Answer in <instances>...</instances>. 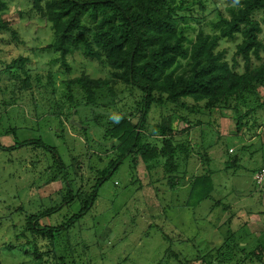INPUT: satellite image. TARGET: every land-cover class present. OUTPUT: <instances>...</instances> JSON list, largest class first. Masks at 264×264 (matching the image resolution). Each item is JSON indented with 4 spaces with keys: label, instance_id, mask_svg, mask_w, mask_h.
Returning a JSON list of instances; mask_svg holds the SVG:
<instances>
[{
    "label": "rangeland",
    "instance_id": "rangeland-1",
    "mask_svg": "<svg viewBox=\"0 0 264 264\" xmlns=\"http://www.w3.org/2000/svg\"><path fill=\"white\" fill-rule=\"evenodd\" d=\"M0 1L7 3L0 17L9 26L0 32L2 263L35 264L41 253L43 264H264V178H256L264 169V107L255 104L264 98V83L249 106L237 108L240 131L232 107L211 110L206 100L190 97L169 102L165 94L160 104L156 93L140 129L142 143L161 147L170 130L167 138L188 153L177 154L176 172L167 170L164 157L150 161L151 169L136 156L113 167L120 154L104 127L124 119L138 125L142 93L118 82L97 93L96 105L89 102L71 81L112 78L111 67L83 50L64 64L50 48L51 24L30 0ZM239 1L177 0L183 4L179 28L189 42L201 30L216 34L214 24ZM255 18L264 42L261 12ZM241 40V34L221 38L218 47L240 72ZM18 57L27 60L14 78L4 70ZM205 173L214 180L210 197L188 205L193 180ZM49 209L37 223L56 228L51 240L28 221Z\"/></svg>",
    "mask_w": 264,
    "mask_h": 264
},
{
    "label": "trees",
    "instance_id": "trees-1",
    "mask_svg": "<svg viewBox=\"0 0 264 264\" xmlns=\"http://www.w3.org/2000/svg\"><path fill=\"white\" fill-rule=\"evenodd\" d=\"M30 1L40 17L51 24L54 42L50 48L60 53L64 64L69 55L83 50L85 55L111 67L112 78L82 75L71 81L81 86L89 102L96 105L97 93L118 82L142 93V117L138 125L124 119L113 127H104L106 135L116 139L114 146L117 145L120 154L113 167L128 156H136L142 157L151 169L150 161L164 157L167 170L176 172L177 154L180 151L188 153L184 144H175L167 138L174 134L170 130L165 134L162 130L165 139L161 147L142 143L140 129L144 127L156 93L161 96L156 101L160 104L165 94L169 102L190 97L195 102L206 100V107L211 110L216 106L225 110L232 107L233 116L237 118V130L240 131L243 115L237 108L249 106L257 88L264 83V42L260 37L263 27L262 22L255 18V14L261 12L264 21V0H240L237 7L229 10L228 17L221 16L214 24L218 33L209 34L201 30L191 42L179 28L176 17L183 4L177 0ZM6 9L7 3L0 1V14ZM87 19H90L89 23ZM7 29V22L0 17V32ZM238 34L242 35V40L237 44L236 54L243 59L242 72L226 60L224 50H218L221 38L235 39ZM254 59L261 64L255 66ZM26 60L18 57L4 71L19 78ZM255 104L264 107V98H259ZM98 119L97 115L94 122ZM106 176L101 178L92 193L93 203ZM213 189L212 175L196 176L186 203H200L210 197ZM50 214L51 209L42 211L28 221L37 233L51 240V232L56 228L38 226L37 223ZM36 260L35 264H43L41 253H37ZM0 264L4 263L0 261ZM210 264H214V260H210Z\"/></svg>",
    "mask_w": 264,
    "mask_h": 264
},
{
    "label": "built area",
    "instance_id": "built-area-1",
    "mask_svg": "<svg viewBox=\"0 0 264 264\" xmlns=\"http://www.w3.org/2000/svg\"><path fill=\"white\" fill-rule=\"evenodd\" d=\"M256 178L259 182H261L264 178V169H262L261 171H259L256 175Z\"/></svg>",
    "mask_w": 264,
    "mask_h": 264
}]
</instances>
